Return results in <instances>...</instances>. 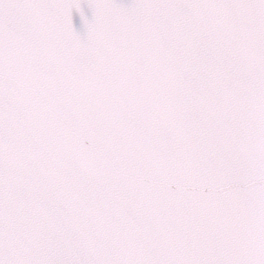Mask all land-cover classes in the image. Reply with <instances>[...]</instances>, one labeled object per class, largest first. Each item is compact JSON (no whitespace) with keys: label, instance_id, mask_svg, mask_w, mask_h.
<instances>
[{"label":"water","instance_id":"obj_1","mask_svg":"<svg viewBox=\"0 0 264 264\" xmlns=\"http://www.w3.org/2000/svg\"><path fill=\"white\" fill-rule=\"evenodd\" d=\"M2 264H264V0H0Z\"/></svg>","mask_w":264,"mask_h":264},{"label":"snow or ice","instance_id":"obj_2","mask_svg":"<svg viewBox=\"0 0 264 264\" xmlns=\"http://www.w3.org/2000/svg\"><path fill=\"white\" fill-rule=\"evenodd\" d=\"M0 264H2V262H0Z\"/></svg>","mask_w":264,"mask_h":264}]
</instances>
